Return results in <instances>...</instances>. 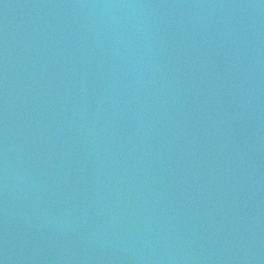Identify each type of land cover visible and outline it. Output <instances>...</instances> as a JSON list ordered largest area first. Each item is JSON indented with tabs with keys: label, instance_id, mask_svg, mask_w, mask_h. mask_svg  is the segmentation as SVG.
Wrapping results in <instances>:
<instances>
[{
	"label": "water",
	"instance_id": "obj_1",
	"mask_svg": "<svg viewBox=\"0 0 264 264\" xmlns=\"http://www.w3.org/2000/svg\"><path fill=\"white\" fill-rule=\"evenodd\" d=\"M0 264H264V0H0Z\"/></svg>",
	"mask_w": 264,
	"mask_h": 264
}]
</instances>
